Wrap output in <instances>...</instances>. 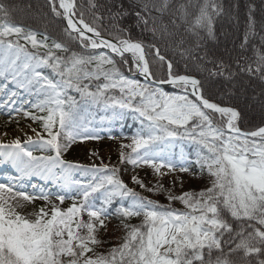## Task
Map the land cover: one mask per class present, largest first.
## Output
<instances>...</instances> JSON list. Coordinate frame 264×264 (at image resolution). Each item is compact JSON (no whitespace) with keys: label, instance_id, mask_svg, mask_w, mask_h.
<instances>
[{"label":"snow or ice","instance_id":"snow-or-ice-1","mask_svg":"<svg viewBox=\"0 0 264 264\" xmlns=\"http://www.w3.org/2000/svg\"><path fill=\"white\" fill-rule=\"evenodd\" d=\"M48 3L56 17L66 20L63 38L12 23L10 6L0 3V75L10 76L21 87H34L42 97L32 107L44 115L22 108L17 111H23L24 117L34 122H42L47 136L37 132V141L28 137L27 143L51 154L33 155L17 138L10 144L0 143V163L16 168L20 173L17 180L31 176L51 180L61 189L55 194L59 204L65 199L73 203L61 208L50 199L51 194L41 192L39 198L50 207L29 214L34 217L29 218L17 209L23 207L22 201L35 199V194H27L11 181L0 183V264H236L230 257L240 252L241 264H247V257L264 256V127L242 131L237 124L240 112L206 99L200 79L173 74L172 61L166 60L157 44L149 48L156 60L166 63V78H157L150 69L142 42L120 37L105 39L97 27L85 22L82 12L74 20L75 0H59L62 12L56 0ZM169 7L170 0H139V10L135 11L138 24L165 41L174 38L171 29L178 20L187 25L186 31L192 35L198 36L201 30L212 35V14L219 9L211 0L200 6L194 16L182 4L165 22L163 17L169 14ZM73 43L83 51L74 50ZM182 44V40L178 42V46ZM191 52L186 48L181 54ZM125 53L132 54V63L144 77L143 83L128 78L117 67L114 57L127 64ZM225 67L221 62L209 74L223 75ZM42 69H49L51 76ZM241 70L258 73L264 80V55L258 56L255 65L248 64ZM163 84L180 92H166ZM69 90L78 93L80 100L69 95ZM112 90H118L119 96L110 95ZM92 107L110 110L113 118L131 113L140 120L142 127L131 138V144L121 146L131 149L129 154L121 152V163L147 165L158 175L165 174L162 169L171 172L177 167L187 172L189 168L183 160L174 163L168 155L171 146L187 139L197 146L196 163L201 171L207 170L210 186L199 193L169 195V200L184 204L186 210L179 211L162 208L128 188L116 167L93 166L84 169L91 171V181L74 179L73 171L83 166L64 160L62 153L78 139L100 138L82 115ZM215 114H219V121L214 119ZM98 173L104 174L97 176ZM132 180L149 192L156 190L147 188L136 176ZM14 190L15 195L5 199L3 193ZM117 201L121 203L114 213L110 212ZM111 215L121 218L126 234L119 246L106 254L97 253L95 247L103 243L98 231L106 228ZM140 216L143 220L139 225L126 223ZM228 216L238 225L234 227ZM225 234L238 238L235 247L229 246L227 252ZM258 264H264V259Z\"/></svg>","mask_w":264,"mask_h":264},{"label":"trees","instance_id":"trees-1","mask_svg":"<svg viewBox=\"0 0 264 264\" xmlns=\"http://www.w3.org/2000/svg\"><path fill=\"white\" fill-rule=\"evenodd\" d=\"M19 1L22 0H0V3L10 6V21L12 23L40 33L47 31L53 38H63V22L51 12L47 0H27L28 8L20 7ZM206 2L207 0H170L169 14H165L163 19L167 22L171 18L170 14L176 13V10L182 4L187 5L188 11L194 16L198 13L200 6ZM211 2L218 5L219 9L212 14V35H208L207 30H201L198 36L192 35L186 31L187 25L178 20L177 26L171 29L175 34L174 38L165 41L159 39L158 36L154 37L152 32L145 29L143 24H138L135 11L139 10V0H75L76 14L80 17L82 12L84 20L97 27L101 34L113 39L117 37L130 38L142 42L145 46L150 69L157 78H166V63L162 65L156 60L149 48L150 44H157L166 60L172 61L173 74L192 75L200 79L203 84L204 97L218 105H228L237 109L241 114L238 126L242 130L251 131L264 125V118L261 120L253 118L254 120L249 124L250 119L245 114L242 103L235 95H231L230 98L224 97L226 94L220 90L219 85L233 81L238 75L255 81L257 86L264 88V80L260 79L258 73L249 74L241 70L248 64L255 65L258 56L264 55V0H234V10L238 12L242 11L243 8L245 10L243 15L236 17L233 21L238 25L235 40L225 39V34H223V37L218 34V30L226 23L224 15L232 4L231 0H211ZM93 5L95 6L93 7ZM29 10H32V13ZM118 12L122 14L117 15ZM153 15L158 14L153 12ZM148 27L151 28V22H149ZM181 40L183 44L178 46V42ZM220 41L224 43L231 42V44L233 42L236 47L227 49V53L225 51L213 53L209 46ZM48 42L51 43V39ZM187 45H194L193 49L191 48L192 52L190 55H182L181 53ZM71 47L76 51H83L77 43H73ZM221 62L226 66L223 70L224 74L210 75V70L215 71ZM117 67L121 72H124V67L119 61H117ZM198 67H201V69ZM47 70L50 72L49 69ZM230 73L231 75H229ZM69 91L79 96L75 91ZM109 94L112 95L113 91ZM190 147L197 149V146L193 143ZM228 219L234 224V227L238 225V222L231 221L230 216H228ZM257 226L259 227V225ZM248 231H251V229H248ZM223 240L226 242L224 244L225 252H227L229 246L235 247V243L238 242V238H231L228 234H225ZM242 257L243 253L240 252L231 256L230 259L234 260L236 264H241ZM261 259H264V256L254 255L247 257L246 261L247 264H258Z\"/></svg>","mask_w":264,"mask_h":264},{"label":"rangeland","instance_id":"rangeland-1","mask_svg":"<svg viewBox=\"0 0 264 264\" xmlns=\"http://www.w3.org/2000/svg\"><path fill=\"white\" fill-rule=\"evenodd\" d=\"M32 1V0H31ZM22 2V3H21ZM19 1L20 7H26L28 8L29 5L26 3L27 0ZM32 4L34 2H31ZM231 6L227 9V12L225 13V20L226 23L223 25V27L218 30V34L223 37V34H225V39H236V32L237 27L233 21L236 17H240V15H243L244 8L241 11L234 10L235 4L234 0H231ZM245 5V4H244ZM19 7V8H20ZM32 13V10H29ZM238 19V18H237ZM226 24H228L226 26ZM239 24V23H237ZM235 45V43H234ZM233 45V42L230 43H224L220 41L219 43H213L211 46V50L214 52H223L225 51L227 53V49H234L236 46ZM193 46H188L186 48H192ZM233 47V48H232ZM201 69V67H198ZM127 76L126 74H124ZM128 77V76H127ZM5 78V77H4ZM130 78V77H128ZM130 79H137L136 77H131ZM5 81L9 83V85H15L16 82H13L12 78L9 76L8 78H5ZM143 83V82H141ZM220 90H222L223 93H230L232 95H235L237 99L242 103L244 106L245 114L249 112V110L253 109L255 111H262L264 112V88H261L257 86L255 81L248 80L244 77H240L237 75V78L233 81H230L225 84L219 85ZM218 87V89H219ZM9 92V91H8ZM8 92L4 95V98L8 95ZM171 92V93H178ZM170 93V92H169ZM18 96L20 95L17 94ZM14 98V100H12ZM39 98H33L31 101H27L25 98L18 99L16 95H13V97L9 98V104H6L5 109H0V138L3 137V135H9L12 136L15 131H23L24 129L27 130L29 128V132L34 135L36 138L37 132H40L45 137L47 136L46 133L43 132L41 121H32L30 118H26L23 115V112H15V113H6L8 110H13V112L16 109L23 108V111H29L34 115H41L42 113L38 114L37 110L32 107L35 103H37ZM15 103L14 106L11 107V109H8L9 105L11 103ZM31 105V107H29ZM0 106L2 107V104L0 102ZM105 111V110H103ZM12 116H11V115ZM18 117V118H16ZM44 115V113L42 114ZM131 117L134 118L132 114H130ZM95 121L101 122L102 120V114H98L95 118ZM137 127L134 129L133 133L128 136L124 135H118L116 132H110L108 129H99L94 127L93 125H88L92 129H94L99 134V139H85V140H77L76 142L72 143L68 152H65L66 161H70L75 164L77 160L76 158L72 157L71 154L74 153L76 149L81 147L82 150H84L87 153V157L81 158V160L85 163H83V169L80 170V174L82 175H90L91 171H85L84 169H92L93 166L98 168L99 166H108L109 169L112 167H116L119 169L118 176L119 178L128 186V188L133 189L135 192H137L140 196L146 197L154 202H156L158 205L161 203V199L166 204L167 208H171V204H175V210L179 211H185V206L180 200H169V195L176 197L180 196L185 192H192V193H199L201 190L205 189V187L210 186V178L208 176L207 170L201 171L200 166L195 162H189L190 159H197V155L195 157L190 158L187 153L184 151V149L181 146H176V150L174 151L175 144L171 146L168 149V155L169 158L174 162L177 163L181 160L185 162V166L189 168V171L187 172H181L179 170V167H177L174 171L169 172L167 169H162V171L165 173L164 175H158L154 172L152 168H150L147 165H141L139 167H134L132 164L128 163L127 161L121 163L120 156L121 152H124L125 154L131 153V149L124 147L122 148V145H128L131 144V138L137 134L138 131H140L142 125L139 119H137ZM31 125H34L36 131L31 130ZM29 150L36 151L33 155H41L43 154L42 151H40L36 147H27ZM173 151L175 152V155L173 154ZM51 154V153H50ZM50 154H44V155H50ZM104 173H98L97 176L103 175ZM91 176V175H90ZM83 177L84 179L90 178ZM136 176L137 179L141 180L144 185L147 188H154L155 191L149 192L145 188H141L139 184H136L133 182L132 177ZM81 177V176H80ZM93 179V178H92ZM91 181V180H88ZM87 181V182H88ZM86 182V181H85ZM22 185H25L24 183H19ZM159 186V187H158ZM32 192L36 193L37 191L33 188L30 189ZM45 191V189H43ZM32 195V194H30ZM53 201L58 204L61 208H67L70 206L73 201L72 199H65L63 204L57 203L55 195H50ZM5 199H8L5 197ZM42 202L45 201L43 199H40ZM39 203H32L29 202L27 206H25L24 209H17L21 214L31 217L29 214L39 212L41 208H44V204L42 202ZM128 202V201H126ZM45 203V202H44ZM97 205H99V201H97ZM48 207H45V210H48ZM87 217L85 216V219ZM133 218V222L129 223L126 222L129 225H135L140 224L143 220V217H131ZM126 229L123 227L122 220L119 219H107L106 221V228L98 231V238L103 242L102 244L95 247V251L97 253H103L106 254L108 251H110L113 247L119 246L123 242V238L126 234ZM91 255V253H90Z\"/></svg>","mask_w":264,"mask_h":264},{"label":"bare ground","instance_id":"bare-ground-1","mask_svg":"<svg viewBox=\"0 0 264 264\" xmlns=\"http://www.w3.org/2000/svg\"><path fill=\"white\" fill-rule=\"evenodd\" d=\"M80 25L78 24V27H79ZM232 41V40H231ZM129 54H131V53H129ZM132 55V54H131ZM231 95L232 94H230V93H226V95L224 96V97H227V98H230L231 97ZM30 107H31V105H30ZM255 114V115H254ZM247 115H248V117H249V121H248V123L249 124H251L252 123V120H254L253 118H257V119H263L264 118V112H262V111H255L254 112V110L253 109H251V110H249V112L247 113ZM16 118H18V117H16ZM256 120V119H255ZM33 129H35V127H34V125H31V127H30V131L31 130H33ZM36 130V129H35ZM28 137H31L32 138V140L33 141H37V139L38 138H36L34 135H32L30 132H29V128L27 129V130H23V131H15L14 132V134L12 135V136H9V135H3V137L2 138H0V143H3V144H10L12 141H14L15 139H17V138H19L20 139V141H21V143H22V145L24 146V147H26V146H30V147H36V148H38L39 149V146L38 145H34V144H31V143H27V140H28ZM69 148H67V150H68ZM64 151L63 153H62V158L65 160V159H67L66 158V155H65V152H68V151ZM69 153V152H68ZM44 154H49L48 152H43V155ZM71 156L72 157H74V158H76L77 160H79L78 161V165H83V161L81 160V158H85V157H87V153L84 151V150H82L81 149V147H79L78 149H76L75 151H74V153L73 154H71ZM85 164V163H84ZM12 173H13V171H12ZM14 175H18L19 176V172L17 173H13ZM75 174V172L73 171V173H72V175H74ZM15 177V176H14ZM1 183H5V182H3V181H1ZM7 184V183H6ZM17 186V185H16ZM18 187H20V188H22V190H24L27 194H32L31 192H29L28 191V189L27 188H25V187H23V186H18ZM54 193H58V192H54ZM3 195H4V197H6V198H8V199H10L12 196H14L15 195V190L13 191V193H7V192H5V193H3ZM39 195L40 194H35V196H36V198L35 199H33L31 202L32 203H39L41 200V198H39ZM17 199H20L19 197H17ZM53 201V200H52ZM14 202V201H13ZM42 202V201H41ZM45 202V203H44ZM45 206H44V208L45 207H50L48 204H47V202L46 201H43L42 202ZM57 203H59V201H57ZM22 204H23V207H21V208H19V209H24L25 208V206H27L28 204H29V202H27V201H22Z\"/></svg>","mask_w":264,"mask_h":264}]
</instances>
